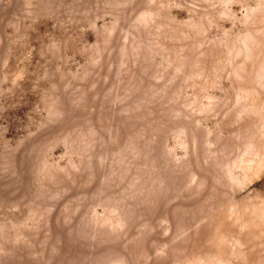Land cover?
Masks as SVG:
<instances>
[{
    "label": "rangeland",
    "instance_id": "1",
    "mask_svg": "<svg viewBox=\"0 0 264 264\" xmlns=\"http://www.w3.org/2000/svg\"><path fill=\"white\" fill-rule=\"evenodd\" d=\"M0 264H264V0H0Z\"/></svg>",
    "mask_w": 264,
    "mask_h": 264
}]
</instances>
